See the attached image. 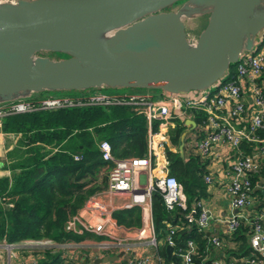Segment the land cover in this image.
<instances>
[{
  "label": "built area",
  "instance_id": "2783aa9c",
  "mask_svg": "<svg viewBox=\"0 0 264 264\" xmlns=\"http://www.w3.org/2000/svg\"><path fill=\"white\" fill-rule=\"evenodd\" d=\"M90 105L126 106L134 115L143 116V152L140 156L115 157L108 141L97 143L101 159L111 163L106 185L84 200L63 229L98 239L85 249L87 255H73L75 258L67 257L68 261L87 263L103 255L121 253L118 260L124 264H194L193 240L186 241L183 249L174 246L178 226L172 218L162 222L166 231L163 237L155 231L151 195L157 191L166 211H180L188 227L208 230L207 244L214 253H205L201 262L209 259L208 264H264V26L254 33L250 46L241 49L222 75L206 88L162 92L155 98L142 93L100 92L74 99L49 97L36 103L17 100L0 105V117L36 109ZM176 134L178 142L183 136L182 162L193 158L207 188L219 191L235 211L221 220L219 232L211 227L214 218L202 205V199H193L188 205L181 183L170 171L169 153L178 154V143H172ZM78 159L73 155V160ZM120 196L127 197V201L117 206L114 197ZM132 207L141 212L140 225L129 228L133 230L131 235H114L112 212ZM240 224L248 226V252L228 255L220 238L231 237ZM81 241H66L61 247L74 250ZM10 245L0 241V256L9 252ZM166 245L172 247L170 258L173 252L178 257L176 262L163 260L160 250ZM93 253L94 258L90 257ZM30 264H35V259Z\"/></svg>",
  "mask_w": 264,
  "mask_h": 264
},
{
  "label": "water",
  "instance_id": "95a60500",
  "mask_svg": "<svg viewBox=\"0 0 264 264\" xmlns=\"http://www.w3.org/2000/svg\"><path fill=\"white\" fill-rule=\"evenodd\" d=\"M177 1L0 0V103L44 90H200L264 26V0H183L172 8ZM200 15L206 24L189 38L184 19ZM171 250L165 246L166 260Z\"/></svg>",
  "mask_w": 264,
  "mask_h": 264
},
{
  "label": "trees",
  "instance_id": "16d2710c",
  "mask_svg": "<svg viewBox=\"0 0 264 264\" xmlns=\"http://www.w3.org/2000/svg\"><path fill=\"white\" fill-rule=\"evenodd\" d=\"M37 93L29 94L22 101L36 103L56 97ZM17 100L19 98L0 105ZM131 115L126 106L90 105L36 109L2 116V131L18 133L19 138L7 153L9 178L0 177V240L15 243L45 238L63 243L79 242L88 237L65 232L63 225L88 196L106 185V173L111 163L100 157L97 149L100 140L108 141L115 157L142 154L144 125L142 128L134 125ZM172 143L177 145L178 134ZM75 154L79 156L78 160H73ZM169 155L170 171L181 183L187 204L205 196V183L196 161L190 158L183 163L177 153ZM151 214L154 229L161 237L166 233L162 222L175 219L178 228L173 236L174 246L183 249L186 241L193 240L194 264L209 263V259L201 262L205 253H214L207 244V232L188 227L180 211H166L157 191L151 195ZM111 217L117 225H139L136 207L116 210ZM247 230L248 226L240 224L231 237L222 236L224 252L234 256L246 254ZM160 254L166 261L163 248ZM60 255L45 250L40 264H58ZM170 260H178L174 252Z\"/></svg>",
  "mask_w": 264,
  "mask_h": 264
},
{
  "label": "rangeland",
  "instance_id": "374dc122",
  "mask_svg": "<svg viewBox=\"0 0 264 264\" xmlns=\"http://www.w3.org/2000/svg\"><path fill=\"white\" fill-rule=\"evenodd\" d=\"M183 0L177 1L172 5V8L179 6L180 3ZM207 17L206 15H200L196 17H189L184 19V25H185V32L186 35L189 38L196 37V35L201 31V29L205 26L206 24ZM40 55H44L49 57L50 59H56V58H65V55L62 53H40ZM104 93L106 95H119V94H126V93H142V94H149L153 98L157 97L160 93L163 91H160L159 89H141V88H109V87H101V88H92V89H87L84 91L80 90H69V91H41L39 94L40 96H56V97H65L69 99H74V98H80V97H85L91 94H98V93ZM36 94V93H34ZM24 97H20L19 100H22ZM66 108V107H65ZM131 121L134 125L139 126L140 128L143 127L144 125V118L141 115H134L132 113L131 115ZM192 200V199H191ZM190 200V201H191ZM225 204V202H224ZM1 239L0 241H2ZM8 244V243H7ZM10 245V250L9 252H2L3 253V262H6L8 264H30V261L32 259H36V255H39L38 253L44 254V251L47 250L52 255L55 253H64V249H62L61 245L62 243H56L54 241L41 238V239H26L22 240L20 242H15V243H9ZM1 253V254H2ZM78 254V252H77ZM76 254V255H77ZM74 255V254H73ZM85 255V253H84ZM61 256V255H60ZM66 259V261H65ZM68 263V258L62 257L58 260V264L61 263ZM111 264H124V261H111L109 262ZM81 264V263H79Z\"/></svg>",
  "mask_w": 264,
  "mask_h": 264
},
{
  "label": "crops",
  "instance_id": "0c3cea01",
  "mask_svg": "<svg viewBox=\"0 0 264 264\" xmlns=\"http://www.w3.org/2000/svg\"><path fill=\"white\" fill-rule=\"evenodd\" d=\"M192 38H194V37H192ZM1 122H2V117H0V177L9 178L10 172L8 169L9 160L7 158V153L16 145L17 140L19 138V134L2 131ZM201 199L203 201L202 205L209 211V213L214 218V220L211 221V224H212L211 227L215 228L217 230V232H219L220 227H221V220L225 219V217L233 215V213L235 211L233 210V208H231L229 206V202H228V199L226 197H224L217 190L211 191V188L208 189L206 184H205V196L201 197ZM126 201H127V197H123V196L114 197V204L117 206L123 205L124 203H126ZM224 202H225V204H224ZM136 208L138 209L139 225H140L141 212H140L138 207H136ZM123 209H127V208H123ZM174 220L175 219H173V221ZM129 228H134V227L133 226L127 227L124 225L121 226V225L116 224V226L114 227V235H118V236L131 235L133 230L129 229ZM206 232H208V230ZM99 238H101V237H99ZM97 239H98V237L93 236V235L85 237L84 241L82 240L79 244L75 245L76 247H74L75 248L74 250H70V251L65 250L62 255H63V257L64 256L65 257H74L73 254L76 255L78 252V254L76 255V257H78L79 254L80 255L81 254L83 255V253L86 254L85 249L90 247V244L93 245L92 241H95ZM38 254L39 255H36L37 257L35 259V264H40V259H42V257H43V254H41V255H40V253H38ZM90 257H92V258L96 257V253L91 254ZM2 258H3V253L0 256V264H8L6 262H3ZM118 258L116 260H118ZM79 263L82 264V261L78 260L75 263V261L72 260L69 264H79ZM44 264H48V263L45 262ZM85 264H87V263H85Z\"/></svg>",
  "mask_w": 264,
  "mask_h": 264
}]
</instances>
